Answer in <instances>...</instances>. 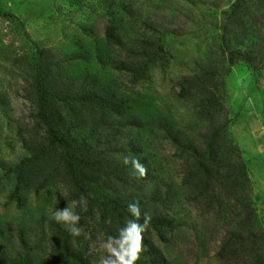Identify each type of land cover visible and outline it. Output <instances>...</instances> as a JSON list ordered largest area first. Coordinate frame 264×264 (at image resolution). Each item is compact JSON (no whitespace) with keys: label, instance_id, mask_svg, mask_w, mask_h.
<instances>
[{"label":"rangeland","instance_id":"obj_1","mask_svg":"<svg viewBox=\"0 0 264 264\" xmlns=\"http://www.w3.org/2000/svg\"><path fill=\"white\" fill-rule=\"evenodd\" d=\"M236 1L0 0V258L12 263L27 251L31 264H80L62 253L60 230L65 227L52 219L57 209L68 206L79 212L62 158L47 153L36 159L30 151L46 144L27 62L38 50L50 53L53 75L67 84L75 80L80 85L90 77L94 88L102 86L124 99L129 115L120 138L108 148V158L124 161L125 154L119 153L124 147L129 158H143L138 168L148 174L143 180L130 174L127 183L115 180V192L135 196L142 189L159 190L169 198L155 207L144 200L140 215H168L171 230L157 232L145 224L137 232L130 225L129 246L108 241V226L98 209L82 211V234L72 247L88 264H119L118 256L130 258L137 246L134 264H152L145 245L154 248L162 264H251L264 257V0H243L238 19L228 21L226 13ZM123 6L127 15L120 10ZM120 17L123 45L107 41L108 27ZM146 38L161 45V50L155 46L160 59L134 83L116 66ZM228 48L248 49L257 67L230 65ZM203 71L216 72L220 80L224 111L218 124L227 126L245 164V194L261 237L256 244L224 248L242 218L223 196L216 205L196 199L195 185L184 181L183 154L166 139L164 128L196 140L211 126L216 111L201 108L196 87L182 88ZM54 113L68 120L82 140L100 118L98 109L73 100L58 101ZM29 158L36 160L21 170Z\"/></svg>","mask_w":264,"mask_h":264},{"label":"trees","instance_id":"obj_2","mask_svg":"<svg viewBox=\"0 0 264 264\" xmlns=\"http://www.w3.org/2000/svg\"><path fill=\"white\" fill-rule=\"evenodd\" d=\"M242 1L237 0L226 13L228 21L238 19ZM120 10L123 15L128 12V8L125 6ZM122 19L123 17H120L118 24L114 23L108 27V42L119 41L123 45L120 32ZM155 46L161 50L159 43L155 44L152 38H146L143 43L131 48L128 59L118 63L116 69L122 73L130 74L134 78V83H138L146 77L151 67L160 59ZM227 53L229 54V64L232 66L244 63L251 67L257 63L256 57L248 49L228 48ZM50 57L49 52L38 50L37 56L28 58L27 61L30 70L33 72L37 115L40 125L44 128L46 141L43 148H34L30 151L32 154L34 153L36 159L39 155L47 153L61 156L64 174L73 189L74 199L79 202L78 214L81 216L79 227L82 228L83 218L86 216L81 215L84 210L80 205V200L83 197L87 201L89 209H98L104 217V222L108 226L106 238L110 243L130 245V221L145 225V220H147L146 225L151 226L157 232L170 231L172 220L168 215H140L137 218L128 211L129 204L139 203V206L142 207L145 204L144 200L149 201V204L154 207L163 203L167 204L168 196H163L159 190L147 193L144 189H142L143 191L139 190V193H143L142 195L119 196L111 186L115 180L119 183H127L126 179L130 174L134 178L139 176L142 180L147 178L148 174L147 171L138 168L144 163L143 158L140 159L138 155H135V158H129L128 151L124 147L119 150V153L125 154L124 161L118 164L109 161L108 158L111 154L108 148L113 144V141L115 142L120 138V131L125 127L123 123H126L124 122L125 115H129V112H125V107L122 106L125 102L124 99H120L116 93L102 86L94 88L91 84L93 80L90 77L82 80L80 85L75 83V80H69L68 83L70 84H67V82L53 75V68L49 65ZM219 83L220 80L216 72L203 71L202 75L187 80L186 86L185 84L182 85L183 91L196 87L198 96L201 97L202 104L200 106L203 110L213 109L216 111L215 116L209 115L213 122L207 131L200 135L199 139L184 138L171 127L164 129L166 139L183 154L184 181L195 185L194 190L198 192L196 199H203L216 205L221 203L220 197L223 196L224 200L226 199L227 202L233 204L237 213L236 216L242 218L240 226L235 232H230L227 235L226 244H224V248L230 244L238 248V246L256 244L261 237L257 232V221L252 202L245 194L247 172L240 150L228 132L227 126L218 124V120L224 111L218 96ZM60 100L65 103L73 100L99 110V121L94 122L93 127L83 140L80 138L81 136L77 135V131L72 129L71 124L67 122L68 120L60 115L57 117L54 113V107ZM127 122L129 123V121ZM204 122L206 123L207 120ZM78 125L80 126V124ZM78 127L74 128L79 130ZM131 145L136 147L132 141ZM117 151L116 153H118ZM133 151L138 153L137 148H134ZM36 159H25L19 168L22 170L24 166L33 163ZM77 238L71 236L66 228L61 229L60 246L62 253L80 264H88L85 256L72 247V241H76ZM21 243L22 246L27 245L24 235L21 237ZM145 251L151 257L152 264H162L161 258L154 248L145 245ZM0 264H7L3 257L0 258ZM8 264H31L30 253L27 251L24 255L18 253L14 262ZM251 264H264V257L255 258Z\"/></svg>","mask_w":264,"mask_h":264},{"label":"clouds","instance_id":"obj_3","mask_svg":"<svg viewBox=\"0 0 264 264\" xmlns=\"http://www.w3.org/2000/svg\"><path fill=\"white\" fill-rule=\"evenodd\" d=\"M80 205L83 210L87 209V201L82 197L80 200ZM128 211L134 216L139 218L140 216V206L139 203L129 204ZM52 219L59 224H62L69 234L73 237H79L82 234V228L79 227V222L81 220V216L74 212L73 209L68 206L67 208L60 210L57 209L53 215ZM147 220H145V224ZM130 225L132 228H135L137 232L143 231L144 225H140L135 223L134 221H130ZM139 247L137 246L136 251H134L130 258H124L123 256H118L119 264H134V261L138 259Z\"/></svg>","mask_w":264,"mask_h":264}]
</instances>
